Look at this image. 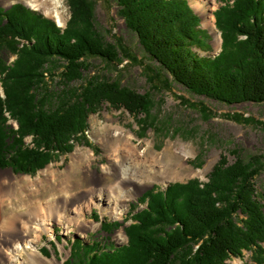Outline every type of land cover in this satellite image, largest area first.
<instances>
[{
    "label": "trees",
    "instance_id": "trees-1",
    "mask_svg": "<svg viewBox=\"0 0 264 264\" xmlns=\"http://www.w3.org/2000/svg\"><path fill=\"white\" fill-rule=\"evenodd\" d=\"M115 2L146 58L158 63L144 69L153 89L174 82L223 104H264V0H221L214 15L223 43L214 57L194 50L210 49V34L200 28V16L188 0ZM68 5L65 27L22 3L0 7V169L36 175L71 152L75 142L92 147L85 133L88 118L105 103L137 116L145 131L159 121L150 91L91 74L92 58L142 60L122 40L102 32L93 0H68ZM7 54L17 55L11 65ZM231 118L252 120L241 114ZM234 154L233 162L222 154L205 182L192 178L146 191L139 197L146 206L124 219L133 220L125 227L127 243L116 247L74 239L65 264L75 254L82 255L81 264L84 258L86 264H228L244 251L252 253L254 263L264 264V197L256 187L264 154L248 159ZM121 225L104 221L101 230Z\"/></svg>",
    "mask_w": 264,
    "mask_h": 264
},
{
    "label": "rangeland",
    "instance_id": "rangeland-1",
    "mask_svg": "<svg viewBox=\"0 0 264 264\" xmlns=\"http://www.w3.org/2000/svg\"><path fill=\"white\" fill-rule=\"evenodd\" d=\"M6 1L5 3L0 0V4L10 6L13 3H23L32 10L55 20L60 27H64L70 17L68 0H58L63 22L57 18L54 0ZM93 1L96 7V20L102 32L107 35L108 39L115 36L122 40L130 52L142 62L127 58L121 63H107L101 58H92L91 74L110 77L140 92L150 91L156 102L153 113L157 115L158 123L145 131L137 116L123 108L116 109L105 103L98 112L90 114L88 118L89 126L85 133L92 147L82 142H75L71 152L60 154L57 160L40 169L36 175L15 172L11 167L0 169V174H3L7 186L16 181L19 186L29 185V189L38 192L41 197H46L50 190L49 181L53 185L69 182L73 184L72 191L77 189L87 191L86 189L94 185L104 186L105 184L99 181L103 169H112L114 165L121 163L127 165L137 156L142 167L148 166L152 169L154 179L146 181V187L131 200L129 208H122V211L119 209L120 212L116 215L108 212L105 202L101 205L93 203L87 208L83 207L81 219L85 218L93 222L94 228L74 224L68 230L62 224H52L51 230L41 234L34 243L42 257L31 264H59V262L64 264L70 257L71 242L74 239L81 240L78 244H81L82 240L85 244L93 241H106L120 247L127 243L128 237L124 232V236L118 239L116 234L132 223L131 219L123 223L125 217L128 218L127 216L146 206L137 200L146 191L155 187L165 189L171 183L187 182L192 178L207 181L208 174L222 154L227 156L229 162L236 159L234 153L247 159L253 154H264V104L253 102L223 104L192 94L174 82L169 88L162 84L160 89H153L144 69L149 65L157 68L158 63L146 58L138 37L129 31L125 20L119 17V7L115 0ZM188 1L200 16V28L207 30L210 34V49L202 50L194 47V50L201 56L214 57L222 49V36L216 25L214 12L223 3L217 0V5L214 7L212 0ZM45 5L50 7L51 12L44 8ZM203 11L207 13V21H211L213 26L206 24ZM14 58L13 54H7V64L11 63ZM163 75L164 77L169 76L165 71ZM0 92L3 94L2 88ZM205 107L211 110L209 115L203 112ZM233 114H241L252 120L238 121L231 118ZM9 123L15 128L18 127L17 122L12 119ZM163 125L166 126L164 129ZM25 140L27 144H30L32 137L28 136ZM8 169H11L16 177L7 174ZM256 185L258 192L264 197V168L256 177ZM10 199L6 201L8 206L14 201ZM7 215L9 214L5 216ZM5 216L0 219V233L7 228L8 219L4 220ZM104 221H119L123 223V226L115 227L108 233L101 230V224ZM44 247L50 249V254L42 253ZM23 258H28L26 252H23ZM82 258V255L75 254L70 264H81L79 261ZM251 258L252 253L244 251L242 257H232L227 260V263L244 264L248 261L256 264ZM84 264H86L85 258Z\"/></svg>",
    "mask_w": 264,
    "mask_h": 264
},
{
    "label": "bare ground",
    "instance_id": "bare-ground-1",
    "mask_svg": "<svg viewBox=\"0 0 264 264\" xmlns=\"http://www.w3.org/2000/svg\"><path fill=\"white\" fill-rule=\"evenodd\" d=\"M2 1L7 2L6 0ZM53 2L57 10V13L55 12L57 18L63 22L58 0ZM212 2L215 7L217 0H212ZM44 8L51 12L49 6L45 5ZM203 14L206 24L211 26L213 23L207 21V13L203 11ZM6 172L11 177H16L11 169ZM152 172L150 167H142L136 156L127 165L121 163L114 165L112 169H103L99 181L103 182L104 186L94 185L86 189L87 191L84 189L72 191L73 184L69 182L53 185L49 181L50 190L46 197H41L38 192L29 189V185L19 186L16 181L7 186L3 174H0V219L9 214L4 219H8L7 228L0 233V264H16L18 262L31 264L41 258L39 249L34 246V243L37 242L41 234L49 232L54 223L62 224L68 230L74 224L80 227L94 228L93 222L85 218L81 219L83 207L87 208L93 203L101 205L105 202L108 212L115 215L120 212L119 209L122 211V208H129L131 200L146 187V181L154 179ZM8 198L14 200L12 205L6 204ZM122 236H124L123 230L116 234L118 239ZM23 252L28 254V258L22 259ZM59 264H63V262H59Z\"/></svg>",
    "mask_w": 264,
    "mask_h": 264
},
{
    "label": "water",
    "instance_id": "water-1",
    "mask_svg": "<svg viewBox=\"0 0 264 264\" xmlns=\"http://www.w3.org/2000/svg\"><path fill=\"white\" fill-rule=\"evenodd\" d=\"M0 7H3L5 10H7V9H9V8L11 7V5H10V6H4V5H1V4H0ZM11 169H13V168L11 167ZM124 232L126 233L125 230H124Z\"/></svg>",
    "mask_w": 264,
    "mask_h": 264
}]
</instances>
